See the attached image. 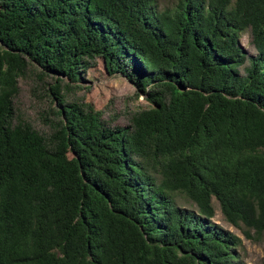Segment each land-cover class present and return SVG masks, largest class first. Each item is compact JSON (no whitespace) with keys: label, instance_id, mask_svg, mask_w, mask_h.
<instances>
[{"label":"trees","instance_id":"16d2710c","mask_svg":"<svg viewBox=\"0 0 264 264\" xmlns=\"http://www.w3.org/2000/svg\"><path fill=\"white\" fill-rule=\"evenodd\" d=\"M157 1L0 0V264H247L213 199L264 233V0ZM93 63L145 97L129 125L63 94ZM28 73L49 134L18 119Z\"/></svg>","mask_w":264,"mask_h":264},{"label":"rangeland","instance_id":"374dc122","mask_svg":"<svg viewBox=\"0 0 264 264\" xmlns=\"http://www.w3.org/2000/svg\"><path fill=\"white\" fill-rule=\"evenodd\" d=\"M176 3L177 0L157 1L159 9L173 7ZM241 43L248 52H256L250 31L243 33ZM94 63L91 69L83 74L81 81L83 87L78 88L71 84L72 88H63V94L68 101H82L86 106L102 111L103 119L112 126L129 125L132 114L147 106L145 97L141 94L137 97L135 85L122 74H108L101 64ZM36 73H28L27 76L20 78L19 92L14 99L16 113L18 119L28 121L40 132L49 134L52 132L50 120L55 119L52 109L58 102L50 90V85L54 84L55 80L50 76L41 77ZM178 201L180 205L197 209V206L188 200L179 198ZM213 203L215 216L212 220L242 238L243 245L238 251L243 261L247 264H264V233L256 235L254 239L247 238L245 235L247 227L231 225L225 219L220 203L216 199H213ZM251 233L254 234V230H251Z\"/></svg>","mask_w":264,"mask_h":264}]
</instances>
